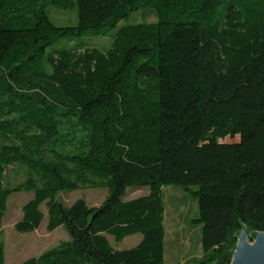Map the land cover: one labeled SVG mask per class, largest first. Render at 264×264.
Listing matches in <instances>:
<instances>
[{"label": "trees", "instance_id": "trees-1", "mask_svg": "<svg viewBox=\"0 0 264 264\" xmlns=\"http://www.w3.org/2000/svg\"><path fill=\"white\" fill-rule=\"evenodd\" d=\"M50 6L76 9L77 24L56 26ZM141 9L157 21L120 28L106 52L47 55L66 39L106 36ZM62 120L87 132L79 154L55 151ZM16 129L21 145L0 144V234L7 199L25 189L34 195L16 232L38 230L45 205L47 231L70 238L22 264H165L169 186L198 204L195 264H230L244 229L264 233V0H0V137ZM32 130L40 134L27 142ZM15 164L37 177L5 189ZM72 178L106 187L103 203L58 201L78 188ZM130 188L150 193L124 201ZM138 234L128 250L108 239Z\"/></svg>", "mask_w": 264, "mask_h": 264}, {"label": "rangeland", "instance_id": "rangeland-1", "mask_svg": "<svg viewBox=\"0 0 264 264\" xmlns=\"http://www.w3.org/2000/svg\"><path fill=\"white\" fill-rule=\"evenodd\" d=\"M51 21L58 27L74 26L77 24V10H63L56 6H50L47 10ZM157 17L153 11L138 10L133 12L129 18L120 23L115 31L106 36H90L74 40H63L47 50V55H54L57 50L62 49H80L96 48L101 52L108 51L114 41L118 30L128 25L155 23ZM51 72V69L47 67ZM14 117H11L12 119ZM58 130L57 142L54 149L58 154L64 156L79 154L82 152V146L87 139V132L75 121H63ZM23 129H16L14 133L7 137H0L1 145H21V133ZM39 131L32 130L25 132L27 142H33L34 136L39 135ZM36 141V140H35ZM239 137L227 139L226 142H238ZM47 147V148H53ZM55 155L46 151V156L52 158ZM73 168V165H69ZM36 178V174L31 172L29 167L15 164L6 168L3 176V187L5 189H15L24 186L30 178ZM87 178H90L87 177ZM78 186L75 190L63 191L58 195V201L65 206H72L76 201L83 199L91 206H99L105 200L108 190L106 187L93 188L87 183L83 184L75 178H72ZM91 179V178H90ZM164 227H165V264H195L203 257L201 247V228L193 223V220L199 217L197 202L181 188L169 186L164 189ZM149 188H130L127 190L124 201H130L139 197L149 195ZM33 191L21 190L13 192L6 201V210L3 216L0 247L3 248L5 264H22L28 259L41 256L43 253L56 249L62 244L69 242L68 233L63 227L58 228L52 233L47 231V208L41 207L44 214V221L41 227L33 233L20 234L16 232L15 225L22 219L23 207L33 198ZM246 234V242L250 245L254 243L255 232L249 233L244 229L239 237ZM142 235H134L125 238L122 242H116L111 236L108 239L111 245L117 250H128L136 247L142 240ZM237 249V246H236ZM236 249L234 254L236 253ZM234 257V255H233Z\"/></svg>", "mask_w": 264, "mask_h": 264}, {"label": "water", "instance_id": "water-1", "mask_svg": "<svg viewBox=\"0 0 264 264\" xmlns=\"http://www.w3.org/2000/svg\"><path fill=\"white\" fill-rule=\"evenodd\" d=\"M230 264H264V233L255 232L252 245L246 242L244 234Z\"/></svg>", "mask_w": 264, "mask_h": 264}]
</instances>
